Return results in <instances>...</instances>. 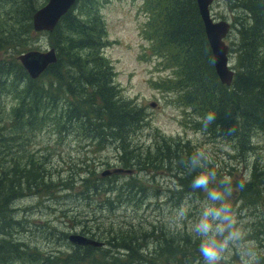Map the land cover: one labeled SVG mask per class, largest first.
Wrapping results in <instances>:
<instances>
[{"label":"rangeland","instance_id":"1","mask_svg":"<svg viewBox=\"0 0 264 264\" xmlns=\"http://www.w3.org/2000/svg\"><path fill=\"white\" fill-rule=\"evenodd\" d=\"M144 2L110 0L100 7L106 30V45L101 53L111 65L113 83L123 99L131 101L146 114L145 122L131 138L136 147L132 146L130 150L143 154L153 150L163 137L167 141H189L194 151L201 148L208 151L212 157L210 165L214 166L217 174L216 181L210 186L216 187L226 175L232 178L233 192L229 200L237 218L248 230L247 238L254 241L260 253L259 264H264V184L250 179L251 169L256 164L259 172L264 173V135L255 131L250 147L247 145L241 150L237 140L203 136V130L193 127L192 123L200 119L182 103L180 91H169L162 85L167 80L174 83V69L163 70V61L155 57L151 50L154 42L148 21L158 22V9L162 11L164 6L145 10ZM43 3L45 0H0V32L12 31L17 27L13 17L26 19L30 5L40 6ZM210 16L214 21L230 24L224 42L228 46L230 69L235 72L236 51L239 48L237 29L241 24L248 23L246 14L239 9H230L228 0H213ZM50 48L47 35L29 31L18 46L15 44L0 51V62L13 63L24 52L34 50L45 53ZM20 85L14 77L0 76V119L3 118L5 129L11 128V134L5 141L9 146L6 152H0V165L7 167L13 160L22 165L33 157L46 174L42 179L44 185L34 190L22 189L23 196L12 201L10 224L14 225L16 243L36 250L33 256L54 252L69 255L74 247L68 237L79 234L102 243L97 251L87 253L90 259L111 257L120 261L119 258H122L127 264L126 259L133 258L132 264H149L144 260L146 256L151 264H161V259L155 258V248L159 243L154 240L161 230L164 238H173L181 248L188 247L193 256L191 264H203L198 252L199 240L190 231V224L199 215L201 202L206 198L203 191L180 186L173 178L177 172L174 165L159 168L153 176L151 172L146 175L133 172L131 175L117 174L111 179H107L109 176L101 177V173L121 167L117 159L120 156L118 148L110 142L98 145L87 132L81 130V119H78L81 116L77 114L62 119L60 126L51 121L37 130H19L15 118L8 124L7 117L13 116L12 109L17 106L14 94L16 89L19 91ZM59 106L61 113L65 112L68 109L67 100ZM85 178L87 183L95 180L103 185H100L99 193H84L82 183ZM136 179H141V182ZM127 181L136 184L145 194L132 190L135 191L133 196L120 202L118 198L114 199L116 194L111 192V204L103 201V191L125 186L123 184ZM241 181H244L243 188L239 186ZM243 191L248 197L245 201L239 199ZM185 201L191 207L188 216L178 223L174 212ZM134 229L146 237L138 242L145 244L141 246L143 250L129 253V257L125 258L126 251L107 244L105 237L110 236L108 233L121 237L125 235L121 233ZM19 252L27 254V249ZM180 259L188 264L183 257ZM224 264H240L238 255H229Z\"/></svg>","mask_w":264,"mask_h":264},{"label":"trees","instance_id":"2","mask_svg":"<svg viewBox=\"0 0 264 264\" xmlns=\"http://www.w3.org/2000/svg\"><path fill=\"white\" fill-rule=\"evenodd\" d=\"M108 1L76 0L74 7L62 17L54 30L44 33L51 49L55 51L56 62L49 65L37 79H31L18 60L13 63L0 62V76L14 77L21 83L19 91L16 89L14 94L17 106L12 109L13 116L7 117V123L10 124L15 118L19 130H37L51 121L60 126L62 119L77 114L81 116L78 118L81 119V130L87 132L98 145L110 142L117 146V153L120 154L117 159L123 170H134L137 174L141 172L145 175L151 172L153 176L159 168L174 165L177 172L173 178L180 186L191 189L192 179L202 169L190 171L185 167V161L195 152L189 141H167L159 136L160 142L153 150L143 154L130 150L134 146L131 143L133 133L141 128L146 114L119 94L112 80L111 65L101 53L102 47L106 45V30L100 7ZM45 3L30 5L26 19L13 17L17 27L9 32L4 29L0 32V51L15 44L18 46L24 34L33 31L32 15ZM228 3L230 9L245 12L248 19V23L241 24L237 29L239 48L236 51L234 78L229 87L222 85L215 74L195 0H145L144 7L145 10H152L164 6L162 11L158 9V22L148 21L154 42L151 48L153 55L163 61V70L173 68L176 77L173 84L167 80L162 85L169 91H180L182 103L190 107L193 115L200 119L192 124L195 129L204 131L203 136L232 138L244 150V146L250 147L255 131L264 135V0H228ZM249 23L251 25L248 26ZM65 100L68 109L61 113L57 105ZM210 111L216 113V120L205 129L201 119ZM229 129L232 131L229 132ZM9 134L11 128L5 129L1 118L0 152H6L9 145L5 141ZM26 164L21 165L13 160L7 167L0 165V264H125L122 258H119L120 261L111 257L90 259L87 253L98 249L89 246L72 245L74 251L69 255L54 252L33 256L36 250L15 242L14 225L10 224L12 201L23 196L22 189L34 190L44 185L42 179L46 174L33 157ZM213 167L209 165V168ZM259 171V166L254 165L250 179L257 184H264V173ZM114 176L110 174L107 179ZM137 181L141 182V179ZM91 182L87 183V179H83L84 193H99L101 183L95 180ZM123 185L103 191V201L111 204V192L116 194L114 199L118 198L120 202L130 199L135 191L145 194L129 181ZM245 195L246 191L240 192L239 199L247 200ZM108 234L110 236L105 237L107 244L126 251L125 258L129 257V253L143 250L141 246L145 245L138 243L146 237L136 229L121 233L125 234L121 237ZM154 240L159 243L155 246V258L161 259V264H184L180 259L182 257L191 264L193 256L188 247L181 248L173 238H164L161 230ZM24 248L27 254L22 255L19 250ZM126 260L127 264H132L135 259ZM144 260L151 264L146 256Z\"/></svg>","mask_w":264,"mask_h":264},{"label":"clouds","instance_id":"3","mask_svg":"<svg viewBox=\"0 0 264 264\" xmlns=\"http://www.w3.org/2000/svg\"><path fill=\"white\" fill-rule=\"evenodd\" d=\"M215 120L216 113L210 111L201 122L206 129ZM211 163L212 157L204 148L195 151L185 161V167L190 171L202 169L192 179L191 188L193 191H203L206 198L201 202L199 215L190 224V231L199 240L198 252L203 264H224L225 259L233 253L238 255L240 264H259L260 253L254 241L247 238L248 230L237 218L229 200L233 192L232 178L226 175L216 187H211L217 179L216 171L209 168ZM239 186L243 188L244 181ZM190 207L185 201L175 210L178 223L188 216ZM179 226L182 227V223Z\"/></svg>","mask_w":264,"mask_h":264},{"label":"water","instance_id":"4","mask_svg":"<svg viewBox=\"0 0 264 264\" xmlns=\"http://www.w3.org/2000/svg\"><path fill=\"white\" fill-rule=\"evenodd\" d=\"M76 0H47V3L36 10L31 18L34 32L51 33L63 16H65L75 4ZM198 14L203 24L204 33L209 45L215 74L219 82L229 87L233 80V71L228 68V46L224 39L229 32V24L224 21L215 22L211 16L209 7L213 0H195ZM21 66L31 79L38 78L49 65L56 62L53 49L40 53L30 51L18 57ZM110 174H131L130 170L115 168L101 173L102 177ZM68 240L78 246L100 247L102 243L88 239L80 235H71Z\"/></svg>","mask_w":264,"mask_h":264}]
</instances>
